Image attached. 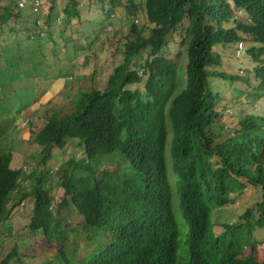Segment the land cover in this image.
<instances>
[{
    "label": "trees",
    "instance_id": "1",
    "mask_svg": "<svg viewBox=\"0 0 264 264\" xmlns=\"http://www.w3.org/2000/svg\"><path fill=\"white\" fill-rule=\"evenodd\" d=\"M96 2L102 8L109 5L104 11L106 19L122 9L128 22L139 16L144 21L128 24L119 41L124 39L122 61L103 89H82L70 101V113H64L63 106L53 112L45 110L40 129L30 123V141L41 148L35 154L40 176L32 190L16 197L26 177L21 169L12 168L13 155L1 143L10 124L39 96L32 89L27 91L25 104L7 101L14 94L13 83H22L32 73H27L29 69L19 72L28 51L19 49L9 59L4 52L6 41L0 42L6 62L0 69V225L30 196L35 204L29 227L42 231L50 245L70 242L57 218L63 207H74L83 217L89 239H111L107 250L84 264H180V231L171 201L156 185L169 147L176 169L182 166L188 173L180 177V191L191 199L197 214L184 252L190 253L189 264H264L259 252L264 242L255 238L256 229L264 228V115L241 113L230 117L226 125L220 124L226 116V107H221L223 85L240 81L254 90L243 99L245 104L264 103V0ZM79 6L78 0L66 4V27L75 26V20L81 23ZM31 12L38 15L36 20L19 10L15 0H0V31L13 21L22 22L30 33L32 26L45 25L49 35V27L60 20L53 15L54 6L46 11L43 0L39 11ZM111 25L103 22L99 29ZM174 33L181 40L177 61L164 54ZM31 39L27 37L33 47L44 45ZM240 42L248 45L246 54L254 64L244 71L245 76L233 75L223 67L224 51L236 48L241 54ZM143 52L144 63H135ZM212 78L221 79L218 84L222 86L217 89ZM68 140L79 145L82 157L60 158ZM52 161L61 163L63 193L59 198L43 187L47 176L55 173ZM249 188L258 194L257 200L236 222L216 223L223 228L216 234L211 220L214 209L235 202ZM53 202H57L56 213ZM53 254L61 259L60 264H71L63 247ZM12 260L9 255L0 264ZM42 264L57 263L49 259Z\"/></svg>",
    "mask_w": 264,
    "mask_h": 264
},
{
    "label": "rangeland",
    "instance_id": "2",
    "mask_svg": "<svg viewBox=\"0 0 264 264\" xmlns=\"http://www.w3.org/2000/svg\"><path fill=\"white\" fill-rule=\"evenodd\" d=\"M43 1L47 12L51 6H54L53 15L60 17V20L49 27L50 34L45 37L43 46L34 45L33 47L32 42L27 40L30 32L25 31L27 26L22 25V22L10 21L0 31V42L6 41L5 56L13 59L17 50L28 51L19 72H26L29 69L31 71L27 73H32L30 78H22V83H17V81L13 83L10 89L14 90V94L7 96V101L15 99L18 103L25 104L27 91L34 89L35 92L40 94L38 99L32 101L30 108L21 112L16 121L10 124L8 136L1 143L5 148L4 151L13 155L12 168L21 169L23 179L26 177V181L21 183L14 197L32 190V184L40 176L36 167L35 154L41 148L30 141V123L35 124L34 129H40L39 126L45 120V110L47 109L49 112H53V110H59L63 106L64 113H70L72 110L70 101L79 93L80 89H103L115 67L122 61L123 54L121 50L124 39L121 42L119 41L121 36L126 35L128 24L133 22L141 25L144 21L143 17L139 16L128 22L122 9H118L111 17L108 16L110 19H106L104 11L109 5L106 4L102 8V4L97 3L96 0H78L81 23L74 19L77 22L73 23L75 26L66 27L64 11L70 0ZM138 1L142 2V0ZM26 14L32 21L37 19L35 14L30 11H27ZM71 21L73 22V20ZM103 22L104 25L110 22L112 25L107 30H101L99 28ZM9 28H15V31L9 32ZM31 31H34V26L31 27ZM61 35H63V38ZM173 36L174 39L169 41L164 54L177 61L176 54L181 50V40L179 39V33H174ZM47 39L49 40L47 41ZM247 49L248 45L245 43V49L241 54L239 51L237 52L236 48L224 51V70L233 75L245 76L244 71L246 69H253L254 64L246 54ZM8 50L10 51L6 52ZM75 50L79 53L76 54ZM145 58L146 54L143 52L135 60V63L143 64ZM39 63L42 64L41 68H39L41 65H38ZM3 67H6V62L2 59L0 53V69ZM54 72L64 74V78L61 80L63 82L61 88H57L59 85L54 84L56 79H52V76L57 74H54ZM220 80L218 78L211 79L212 84L217 89L222 86L218 84ZM252 83L253 85L256 84L254 80ZM43 91H46V99L51 98L47 103H43V98L40 99ZM221 92L225 96L221 107L223 108V105L226 107V116L220 121L221 125H226L232 119L230 117L241 113L244 115H264V103L261 100L249 104L243 102L248 92H254L252 88H247L244 83L238 81L231 85H223ZM171 129L170 127V131ZM169 139H171V135H169ZM70 156L76 158L83 156L79 145L71 140L68 141V146L62 152L60 158L66 159ZM50 165L55 167V173L47 176V180L43 181V187L50 194H56L59 198L63 193L59 185L60 171L58 168L61 163L52 161ZM116 166L114 164L111 168L114 169ZM170 176L171 182L175 186L176 178L172 173ZM257 197L258 194L249 188L237 197L235 202L214 209L211 216L214 232L219 234L223 231V228L216 225V223L220 224L219 221L233 223L239 220L238 217L257 200ZM68 202L70 206H73L69 200ZM34 204V198L29 196L17 209H14L9 220L0 225V262L5 257L13 255L11 264H42V262L49 259L60 264L61 259L54 256L53 253L58 254L59 249L63 247L71 264H84L87 259L92 258L93 255L99 252L101 248L99 239H103V237L89 239L88 233L83 228V217L76 212L74 207H63L59 211L57 202H53V212L59 211L57 218L62 224L61 230L63 234L70 236V242L68 244L56 243L50 245L42 231L34 232L29 227ZM182 220L183 217L180 219L177 217L179 223ZM255 238L261 243L264 242V228L256 229ZM108 243L109 241L106 238L103 241V246H107ZM14 251L16 254H12ZM259 252L263 259L264 248H260Z\"/></svg>",
    "mask_w": 264,
    "mask_h": 264
},
{
    "label": "clouds",
    "instance_id": "3",
    "mask_svg": "<svg viewBox=\"0 0 264 264\" xmlns=\"http://www.w3.org/2000/svg\"><path fill=\"white\" fill-rule=\"evenodd\" d=\"M15 3L18 6V0H15ZM19 10H25L30 11L32 10L31 5L28 4L25 8H19ZM32 13V12H31ZM38 16V15H35ZM40 16V15H39ZM41 26H37L34 27V31L32 33H30V37L32 38L31 40H41L42 42L44 41V39H46L45 37L47 36V26H43V28L41 29ZM35 33H37L35 35ZM49 39H47L48 41ZM244 44L243 49H245V43L244 42H240ZM22 64V63H21ZM21 64H20V68H21ZM22 69V68H21ZM64 78V74L62 77H54L52 76V79H56L55 80V85L58 86L57 88H61L63 82L61 81ZM73 79V78H72ZM99 89V88H97ZM82 89L79 90V92ZM36 94L39 96L40 94L36 92ZM79 94V93H78ZM78 94H76L75 96H77ZM46 95V91H43L41 98H43V103L44 102H49V100L51 99H46L45 97ZM45 98V99H44ZM27 101V100H26ZM33 101V100H32ZM69 141V140H68ZM68 141L66 143L65 149L68 146ZM64 149V150H65ZM173 174L176 178V185L173 186L172 182H171V176L170 174ZM188 173L185 172L184 168L181 166L180 171H178L175 167V164L173 163L172 160V156L170 155L169 152V148L167 151V159H166V164H165V168L162 172V176L159 178L157 185L158 191L160 193H163L164 195H166L170 201H171V210H172V215L174 217V220L177 224V227L180 231V244H181V248H180V253H178V262L180 264H189L190 263V253H184L187 249V240L190 234H193V230L194 227L197 223V214L196 211L194 209V207L191 206L190 204V200L187 197L183 196L181 194L180 191V186H179V182H180V177L182 176H187ZM177 195V196H175ZM176 211V214H175ZM177 217L180 219L181 217H183V220L179 223L177 221ZM106 238L103 239H99L100 240V244H101V248L99 250L98 253H100L102 250H107L110 246H111V239H108L109 243L107 246H103V241Z\"/></svg>",
    "mask_w": 264,
    "mask_h": 264
},
{
    "label": "built area",
    "instance_id": "4",
    "mask_svg": "<svg viewBox=\"0 0 264 264\" xmlns=\"http://www.w3.org/2000/svg\"><path fill=\"white\" fill-rule=\"evenodd\" d=\"M28 4L31 5V8L34 12H38L40 8V0H18L19 8H25ZM244 44L239 43V48L243 49Z\"/></svg>",
    "mask_w": 264,
    "mask_h": 264
}]
</instances>
